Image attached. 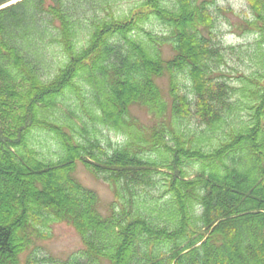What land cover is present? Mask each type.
<instances>
[{"label":"trees","instance_id":"16d2710c","mask_svg":"<svg viewBox=\"0 0 264 264\" xmlns=\"http://www.w3.org/2000/svg\"><path fill=\"white\" fill-rule=\"evenodd\" d=\"M246 2L257 70L233 83L217 0H0V264L56 223L84 249L55 264H264V0Z\"/></svg>","mask_w":264,"mask_h":264},{"label":"rangeland","instance_id":"374dc122","mask_svg":"<svg viewBox=\"0 0 264 264\" xmlns=\"http://www.w3.org/2000/svg\"><path fill=\"white\" fill-rule=\"evenodd\" d=\"M124 5V2H123ZM215 10L216 27L213 29L216 39L226 47H233L223 52V62L219 64L217 74L222 75L236 83L237 76L257 70L256 62L251 59V54L257 48V34L245 28L247 21L252 20V13L246 0H217ZM155 32H164L165 26L158 21L151 24ZM169 49L164 47V51ZM166 87V78L159 80ZM133 113L141 121L148 123L149 117L138 108ZM190 127L196 128V123L191 120ZM44 144L41 147L43 156L49 159L56 158V146L49 135L40 134ZM102 141L107 149H112L123 142V137L113 130L101 129ZM111 143L109 147L108 143ZM195 167V165L192 166ZM80 181L89 188L94 189L100 196L101 210L106 213V208L114 200L112 191L104 182L94 178L81 164L76 171ZM48 238L39 240L36 244L23 253L20 264H55L58 260H65L77 256L84 249L78 233L66 223H56L48 229Z\"/></svg>","mask_w":264,"mask_h":264}]
</instances>
